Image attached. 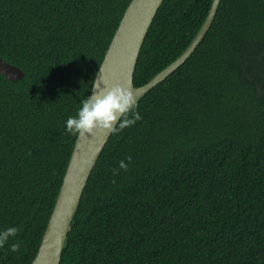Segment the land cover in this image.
Wrapping results in <instances>:
<instances>
[{
  "label": "trees",
  "instance_id": "obj_1",
  "mask_svg": "<svg viewBox=\"0 0 264 264\" xmlns=\"http://www.w3.org/2000/svg\"><path fill=\"white\" fill-rule=\"evenodd\" d=\"M130 1L0 0V58L24 73L0 75V229H20L0 264L37 253L76 139L65 121ZM211 1H163L135 88L183 53ZM135 108L141 120L110 135L88 178L60 264H264V0H221Z\"/></svg>",
  "mask_w": 264,
  "mask_h": 264
},
{
  "label": "water",
  "instance_id": "obj_2",
  "mask_svg": "<svg viewBox=\"0 0 264 264\" xmlns=\"http://www.w3.org/2000/svg\"><path fill=\"white\" fill-rule=\"evenodd\" d=\"M163 1H130L97 70L90 95L94 87H97L96 91H100L120 85L132 93L136 104L141 97L164 81L191 56L209 30L221 0L211 1L204 22L183 53L148 83L135 88L132 79L139 52ZM0 75L11 82L20 81L24 77L20 69L4 62L1 58ZM111 134L96 129L91 135L76 137L39 248L30 264H60L65 241L71 231V223L84 188Z\"/></svg>",
  "mask_w": 264,
  "mask_h": 264
},
{
  "label": "clouds",
  "instance_id": "obj_3",
  "mask_svg": "<svg viewBox=\"0 0 264 264\" xmlns=\"http://www.w3.org/2000/svg\"><path fill=\"white\" fill-rule=\"evenodd\" d=\"M96 88L92 89V95L81 101L76 114L66 119L65 132L68 135L83 137L93 134L96 129H101L106 133H115L141 120L142 117L135 108L134 97L128 89L120 85L100 91H96ZM126 159L128 162L131 161L130 156ZM118 168L127 171L128 164L125 160H121ZM111 171L113 175L118 174L117 169H111ZM19 231L17 227L0 229V248L8 244L10 237H16ZM8 247L11 252H17L20 244L12 242Z\"/></svg>",
  "mask_w": 264,
  "mask_h": 264
}]
</instances>
